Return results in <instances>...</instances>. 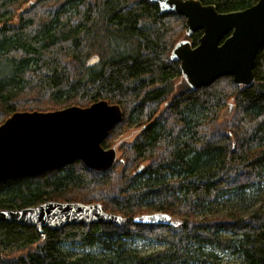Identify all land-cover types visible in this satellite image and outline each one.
Masks as SVG:
<instances>
[{"label":"trees","instance_id":"trees-1","mask_svg":"<svg viewBox=\"0 0 264 264\" xmlns=\"http://www.w3.org/2000/svg\"><path fill=\"white\" fill-rule=\"evenodd\" d=\"M200 1L219 12L257 2ZM185 28L183 15L161 13L150 0H0V123L17 111L105 99L123 117L103 147L120 130L138 128L110 169L76 160L0 181V209L77 201L123 217L53 229L1 221L0 264H224L216 250L235 253L238 264H264V43L251 85L225 75L191 88L170 58L183 36L197 44L202 31L187 35ZM93 54L98 62L85 66ZM229 103L231 116L220 118ZM258 195L247 215H196L225 196L249 207ZM155 211L178 222L135 220ZM132 238L165 246L140 254L127 246ZM66 242L99 250L72 256L61 247Z\"/></svg>","mask_w":264,"mask_h":264},{"label":"water","instance_id":"water-1","mask_svg":"<svg viewBox=\"0 0 264 264\" xmlns=\"http://www.w3.org/2000/svg\"><path fill=\"white\" fill-rule=\"evenodd\" d=\"M150 1L161 13L183 15L187 35L202 31L196 45L181 39L170 52V58L179 61L181 75L191 88L207 86L225 75L236 84L253 83L255 57L264 43V0L230 12H219L213 4L200 0ZM98 60L93 54L85 66ZM122 117L120 106L105 99L86 107L69 105L46 112L12 113L0 123V181L38 175L76 160L96 170L111 168L116 148H105L102 141ZM171 219L169 213L155 211L135 220L170 224ZM1 221L53 229L68 224H119L123 217L105 211L100 203L47 200L33 206L0 209ZM177 222L175 219L171 223Z\"/></svg>","mask_w":264,"mask_h":264},{"label":"rangeland","instance_id":"rangeland-1","mask_svg":"<svg viewBox=\"0 0 264 264\" xmlns=\"http://www.w3.org/2000/svg\"><path fill=\"white\" fill-rule=\"evenodd\" d=\"M181 39H186V37L183 36ZM181 79H182L181 77L177 78L175 80L176 83L174 85L176 86L177 84H180L182 82ZM162 108L163 106L161 105V109ZM232 112H233V106L231 103H229L220 112V118H228L231 116ZM119 128L117 129V131L119 130ZM123 128H126V127H123ZM137 132H138V128L135 127L134 125L126 129L120 130L119 134L115 136L114 140L111 141V143L107 145L105 148L114 146L116 148V159H117L118 157H120L119 156L120 152L118 150L119 146L124 141H131L134 138V136L137 134ZM260 197L261 196L258 195L257 200L251 201L253 203H251L249 207H243L241 204L234 203L233 200L229 202V198L225 196L223 199L216 201L214 204L204 208L202 211L196 212V215L198 217L214 216V215L222 216L225 214L236 213V212L242 215H247L251 210H253V208H256V206L259 204ZM171 222L172 223L175 222V219L173 216H172V219L170 220V223ZM127 246L129 248L135 249L140 254H147V253H151L156 250L162 249L165 245L164 243H161L153 239L132 238L128 240ZM61 247L63 251L70 253L72 256L80 255L87 251L94 252V251L99 250V247L97 246H90V247L87 246L86 247V246H81L77 242L76 243L66 242L64 244H61ZM215 253L217 255V260L221 263L238 264L240 262V258L235 253L231 252L230 250H216Z\"/></svg>","mask_w":264,"mask_h":264},{"label":"flooded vegetation","instance_id":"flooded-vegetation-1","mask_svg":"<svg viewBox=\"0 0 264 264\" xmlns=\"http://www.w3.org/2000/svg\"><path fill=\"white\" fill-rule=\"evenodd\" d=\"M201 33H202V32H201ZM228 35H229V33H228L227 35H225V37L228 36ZM195 45H196V44H195ZM182 78H183V77H182ZM184 81H185V80H184Z\"/></svg>","mask_w":264,"mask_h":264}]
</instances>
